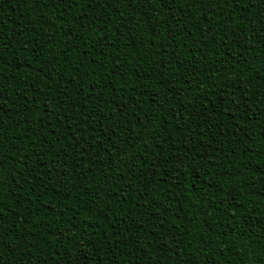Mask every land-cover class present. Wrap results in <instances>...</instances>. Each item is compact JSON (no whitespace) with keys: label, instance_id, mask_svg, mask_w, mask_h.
I'll list each match as a JSON object with an SVG mask.
<instances>
[{"label":"trees","instance_id":"trees-1","mask_svg":"<svg viewBox=\"0 0 264 264\" xmlns=\"http://www.w3.org/2000/svg\"><path fill=\"white\" fill-rule=\"evenodd\" d=\"M0 264H264V0H0Z\"/></svg>","mask_w":264,"mask_h":264}]
</instances>
